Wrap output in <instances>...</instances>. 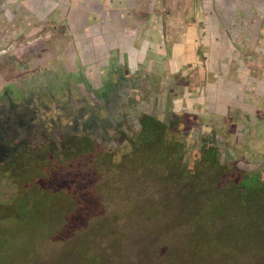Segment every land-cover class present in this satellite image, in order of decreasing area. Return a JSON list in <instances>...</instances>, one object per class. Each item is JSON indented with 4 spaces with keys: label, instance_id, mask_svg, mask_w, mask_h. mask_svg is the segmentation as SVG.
Instances as JSON below:
<instances>
[{
    "label": "flooded vegetation",
    "instance_id": "1",
    "mask_svg": "<svg viewBox=\"0 0 264 264\" xmlns=\"http://www.w3.org/2000/svg\"><path fill=\"white\" fill-rule=\"evenodd\" d=\"M198 3L190 0L184 11L182 49L168 47L166 22L160 17L149 20L144 43L134 41L139 37L133 30L100 34L88 50L90 56L77 61L52 55L41 63L16 65L1 77L0 221L10 210L11 196L31 197L27 190L33 183L42 187L44 176L38 173H52L50 179L56 182L64 172L67 189L84 204L88 188L81 178L98 183L97 197L108 196L113 179L124 183L117 167H127L128 177L143 181L149 176L163 183V202L156 207L175 210L181 217L197 216L211 203L217 208L215 199L205 201L226 191L232 199L225 205L235 210L226 224L237 225L236 215L245 219L246 206L254 202L264 212V194L243 202L242 211L231 202L245 174L264 182V35L257 34L255 40L261 56L257 63L245 53V63L230 67L223 41L206 34L208 24L197 15ZM158 26L162 33L154 32ZM195 27L191 38L190 28ZM154 35L164 45L152 46ZM175 38L173 34L172 45ZM250 163L254 165L247 167ZM77 173L81 187L70 181ZM14 176L16 190L6 198V181ZM136 208L129 204L124 211ZM195 221L199 225L202 219L197 216ZM223 222H212L209 243L230 247L223 255L229 264H253L251 254L258 250L253 237L232 235L221 241L217 234ZM100 226L97 231L104 232ZM190 244L195 245L193 238Z\"/></svg>",
    "mask_w": 264,
    "mask_h": 264
},
{
    "label": "rangeland",
    "instance_id": "2",
    "mask_svg": "<svg viewBox=\"0 0 264 264\" xmlns=\"http://www.w3.org/2000/svg\"><path fill=\"white\" fill-rule=\"evenodd\" d=\"M158 1H151L150 6L144 10L154 16V20L164 18L165 32L171 34L167 37L170 42L168 47L182 48L184 44L180 42L183 41V36L175 38L177 43L173 45L171 39L173 34L186 31L183 25L186 20L184 11L189 9L187 5L190 0ZM219 2L225 4L226 0ZM229 4L236 5L237 15L229 10L225 18L231 20L225 21L226 25L232 24L237 31L246 28L248 34L254 32L258 24L256 10L245 7L240 0H231ZM113 9L114 6L103 7L100 0H0V83L1 77L13 72L14 66L19 64L41 63L52 55L66 56L77 61L90 56L88 50L92 42L100 38V34L118 32V19L113 18ZM105 15L107 16L104 17ZM240 20H243L242 23ZM145 26L149 32L148 24ZM224 28L220 24V30L224 31ZM158 29L154 32H163L159 26ZM194 30L195 28H190L191 38L194 37ZM246 38L251 41L253 36ZM141 40L142 37L138 43ZM149 43L152 46L155 43L156 48L164 45L159 35L152 36ZM248 45L249 42L243 46L236 42L237 58L242 59L240 50H247ZM249 46L251 50L252 46ZM186 48L188 47L185 46L184 49ZM258 59L256 58V63ZM242 62L245 63V59ZM253 165L250 163L246 166ZM117 169L121 170L124 183H116L117 180L113 179L108 196L101 194L98 197V193H95L98 191V183L94 182L96 186L92 183L89 188L96 190L87 191L84 204L79 197L73 196L72 189H66L69 184L67 180L64 183V179L57 185L52 183L55 196L34 189L33 207H18L20 199L13 201V210H18L21 215H10L0 221V264H229L226 262L227 257L223 255L229 254L225 248L230 247L221 248L216 241L210 244L202 236L195 237L196 240L193 238L198 248L191 245L184 217L175 210L156 207L163 202V183L154 182V178L149 176L145 180L139 178L143 181L128 177L127 167ZM31 172L34 175V171ZM38 175L45 176L47 173L41 172ZM28 176L25 173L22 179ZM58 180L60 179L56 178V182ZM16 181L15 176L7 179L3 192L6 198L15 192L16 184L13 183ZM50 181L53 182L52 179ZM102 185L107 187L108 184L104 181ZM141 191L145 193L140 194ZM224 193L227 195H212L216 203L213 198L208 202H213L218 209L222 208L232 199L231 193ZM148 196L150 198L146 199ZM129 204L137 208L125 213L124 208ZM254 206L255 202L246 206L244 214H248L243 215L245 219H240L241 234L235 238L253 237L251 241L256 243L259 251L255 250L251 254H255L252 263L264 264V212L261 207L257 208L258 205L255 206L257 209L252 210ZM233 212V208L227 210L228 215ZM223 221V230L218 233L221 241L237 232L233 226L235 224ZM199 224L201 228L204 227L202 221ZM100 225L104 226V232L97 231L96 226L100 228ZM116 226L119 228L115 229ZM117 230L119 232L116 234ZM258 244L261 245L260 248ZM33 248L35 254L32 252ZM193 251L199 252V258L192 256Z\"/></svg>",
    "mask_w": 264,
    "mask_h": 264
},
{
    "label": "crops",
    "instance_id": "3",
    "mask_svg": "<svg viewBox=\"0 0 264 264\" xmlns=\"http://www.w3.org/2000/svg\"><path fill=\"white\" fill-rule=\"evenodd\" d=\"M151 1L153 0H100L103 7L114 6L112 13L115 15V17L113 16V18L118 19V23H116L118 32L131 34L133 30L137 37H142L141 42L143 41V43L145 41V39L143 38H146L148 33L146 28H144L146 27L145 24H148L149 20L154 18V16L152 17L148 13V11L144 10L150 6ZM160 1L161 0H159L158 2ZM228 1L230 2L231 0H226L225 4L223 3V5L221 2H219V0H199V9L197 8L199 12H197V15L200 16L199 18H204L203 22L205 23V25L208 24V26H205L204 28L206 34H208L210 38H215L216 40L223 41L225 47L223 53H228V56H226L225 58L227 59V63H230L231 67L233 65L235 66V63H241L242 61H244L243 56L245 53L252 54L254 60L258 58V52L256 51L257 49H255L257 48V45H255V40L257 34L264 35V0H240L243 1L245 7L256 10L255 14L258 21L257 28L250 34L247 33L248 31L246 30V28H242L237 31L234 29L232 24L226 25L225 21L229 22V20H231V18H228L226 20V13L229 12V10H232V12L235 13L237 11L236 5L234 6V4H229ZM140 10L142 11L140 12ZM234 15H237V13ZM106 16L107 15H105L104 17ZM212 21L213 24L211 25ZM242 21L243 20H240V23H242ZM220 24H223V28L225 27L223 29L224 31L220 30ZM197 30L198 29L195 27L194 32H197ZM182 33L183 32L177 33L179 37L175 33L174 37L180 38ZM168 35L171 36V34L169 33ZM250 35L253 36L252 40H254V42H252V40L247 41L246 37ZM134 41H138V39L135 38ZM236 42H238L239 46H243L244 43L245 45H247L248 42L249 45L252 46L251 50L249 45L248 48L246 47L247 50H240V56L242 59L237 58V48L235 46Z\"/></svg>",
    "mask_w": 264,
    "mask_h": 264
},
{
    "label": "trees",
    "instance_id": "4",
    "mask_svg": "<svg viewBox=\"0 0 264 264\" xmlns=\"http://www.w3.org/2000/svg\"><path fill=\"white\" fill-rule=\"evenodd\" d=\"M52 175V173L50 174H47L43 177V181L41 180L40 182V185L42 187H40V189L37 187V185L35 183H33V189H29L27 190V192L31 195V197L27 196L24 197V196H21L20 194L17 195V196H11L8 201L10 202V204L15 201V200H18L20 199V202L18 203V207H27L28 205H31L33 207L34 205V202H35V199H34V195H33V192H34V189L37 190V191H41V192H45L47 195H51V196H55L54 193L52 192L54 190V186L52 183H54V185H57L61 180H63V176L65 175L64 172H61L59 173L60 175V180L56 182H50L49 180H51L50 176ZM54 176V175H52ZM78 176H80L78 173L76 174V177L75 176H72L73 178L70 180L72 182L73 180V183L74 184H77V186H80L81 187V181H82V184L85 183L87 188H88V191L90 190H94L93 188H89V186L92 184L90 182V180H86V181H83V178H79ZM85 176V175H84ZM83 176V177H84ZM246 176V180H241V183H236V184H239L234 191L235 192H238L239 194L237 196H235L233 198V200L231 201L232 203H236L235 205L236 206H233L235 209H237L238 211H242V208L243 206L242 203L244 202L245 204L246 203H250L252 201H254V199L258 196H263L264 194V182L260 181L258 179V176H256L255 174H245ZM86 178V177H84ZM81 180V181H80ZM65 183V182H64ZM53 188V190H52ZM61 188H59L60 190ZM67 189V187H66ZM215 199V198H213ZM219 201V199H218ZM205 202H208L205 201ZM210 203V202H209ZM210 207H204L202 208L200 211H199V214L197 215L198 216V219H202V222H203V225L204 227L201 228V225L197 224V222L195 221L196 220V217L197 216H185L184 219H186L187 221L184 222V219H183V222L186 223L187 225V228H188V237L190 238V241L192 238H195L197 236H202L204 237L205 239H211L210 237L214 236L213 232H212V222L213 221H223V220H226L227 217L231 218L233 217L232 215H227V210H229V208H227V206L224 204V206L220 209L218 208H214L213 204H209ZM238 206V207H237ZM10 210L7 211V216L6 218H8V216L10 215H16V216H20L21 215V212L18 213V210H13L12 206L10 205L8 207ZM240 208V209H239ZM26 209V208H25ZM13 213V214H12ZM235 213V212H233ZM32 214V213H31ZM37 217V216H36ZM235 217V216H234ZM238 221H239V224L236 225V233L235 234H232L234 236L236 235H239L241 234V232L239 231V226H240V216L236 215ZM237 221V220H236ZM237 223V222H236ZM216 235V234H215ZM218 236V234H217ZM198 248V246H197ZM31 249H32V246H31ZM162 250H165V249H162ZM198 250V249H197ZM32 252L35 254V248H33ZM30 253V251H29ZM199 254V252H198ZM30 256L32 255V253L29 254ZM211 255H214V254H211ZM198 256V255H196ZM96 257L98 258L99 260V257L98 255L96 254ZM199 258V256H198Z\"/></svg>",
    "mask_w": 264,
    "mask_h": 264
}]
</instances>
